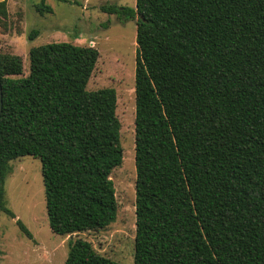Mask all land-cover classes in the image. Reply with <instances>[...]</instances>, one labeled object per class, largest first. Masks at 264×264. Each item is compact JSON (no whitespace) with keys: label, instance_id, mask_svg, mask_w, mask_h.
Segmentation results:
<instances>
[{"label":"trees","instance_id":"16d2710c","mask_svg":"<svg viewBox=\"0 0 264 264\" xmlns=\"http://www.w3.org/2000/svg\"><path fill=\"white\" fill-rule=\"evenodd\" d=\"M99 10L136 26L133 264H264V0H135ZM35 11L52 13L45 0ZM98 56L69 42L33 47L22 76L21 58L0 52L8 218L10 162L29 156L41 164L53 234L115 221L110 175L123 152L115 90H87ZM63 264L119 263L76 238Z\"/></svg>","mask_w":264,"mask_h":264},{"label":"rangeland","instance_id":"374dc122","mask_svg":"<svg viewBox=\"0 0 264 264\" xmlns=\"http://www.w3.org/2000/svg\"><path fill=\"white\" fill-rule=\"evenodd\" d=\"M5 1L7 17L0 18V52L22 60V76L28 74V51L55 42L97 49L99 56L87 83V90L112 88L116 92L115 114L120 123L119 143L123 158L110 178L115 190V221L104 229L68 236L51 232L45 210L44 187L39 159L25 156L10 162L4 181L6 207L14 219L0 212V264H63L68 243L81 238L95 252L119 264H133L135 237L134 165V70L136 26L120 23L99 10L105 4L134 7L135 0H45L51 14L39 15L41 0ZM37 31V37L28 35ZM19 220L30 232L26 238Z\"/></svg>","mask_w":264,"mask_h":264},{"label":"water","instance_id":"95a60500","mask_svg":"<svg viewBox=\"0 0 264 264\" xmlns=\"http://www.w3.org/2000/svg\"><path fill=\"white\" fill-rule=\"evenodd\" d=\"M1 107H2V92H1V85H0V114H1Z\"/></svg>","mask_w":264,"mask_h":264}]
</instances>
